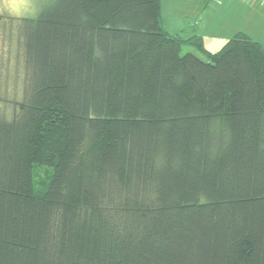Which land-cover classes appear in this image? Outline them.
<instances>
[{
  "label": "trees",
  "instance_id": "trees-1",
  "mask_svg": "<svg viewBox=\"0 0 264 264\" xmlns=\"http://www.w3.org/2000/svg\"><path fill=\"white\" fill-rule=\"evenodd\" d=\"M32 1L8 18L0 264H264V45L208 52L161 0Z\"/></svg>",
  "mask_w": 264,
  "mask_h": 264
},
{
  "label": "rangeland",
  "instance_id": "rangeland-1",
  "mask_svg": "<svg viewBox=\"0 0 264 264\" xmlns=\"http://www.w3.org/2000/svg\"><path fill=\"white\" fill-rule=\"evenodd\" d=\"M228 1L222 4L215 0L212 3L214 5H210L212 10L207 11V15H212L211 18L214 22V28H218L220 31L224 30L227 36L232 37L235 35L234 32L231 31V29H236L234 27L235 24L240 29L244 28L245 24L252 27L255 16L261 14L264 17V10L262 13H257L247 7H245V9H242L241 7H230L232 5V1L231 3H228ZM35 13V5L32 0H0V15L6 17L0 19V81L1 78L7 79V81H4L7 83V92L5 90L2 91L0 97H6L8 100H11L15 95L19 96L22 87V75H20L21 70H18L19 82H16L15 80V71H17V69L14 70L15 65H17V31L15 28L9 33L8 29L10 28V20L8 21V18L31 17L34 16ZM197 18V20L192 22V25H195L196 23L200 24L202 22V17H200V15ZM3 28L7 30V32L4 33ZM248 31L251 33L250 36H252L254 40H258V42L264 44V30L262 31L260 28L257 30L256 27H254L253 29L250 28ZM9 50L10 52L8 53ZM188 52L196 53V50L192 47H184L182 54H186ZM17 57H22V55L18 53ZM10 104L11 103H6L0 99V111L9 113L11 110Z\"/></svg>",
  "mask_w": 264,
  "mask_h": 264
},
{
  "label": "crops",
  "instance_id": "crops-1",
  "mask_svg": "<svg viewBox=\"0 0 264 264\" xmlns=\"http://www.w3.org/2000/svg\"><path fill=\"white\" fill-rule=\"evenodd\" d=\"M213 1L215 0H161V20L164 29L173 36H183L185 38L198 36L202 38L205 49L208 52L216 53L220 51L233 36H227L224 30L220 31L218 28H214V22L211 18L212 15H207V11L212 10L210 5ZM217 1L224 4L228 0ZM231 1L232 5L230 7H241L242 9L247 7L257 13H262L264 10V0ZM231 1H228V3H231ZM213 5L214 4H212V6ZM199 15L202 17V22L192 25V22L197 20ZM234 27L236 29H231V31H233L235 35L237 32H242L250 36L251 33L248 31L250 28L253 29L256 27L257 30H259V28L262 31L264 30V17L261 14L255 16L252 27L246 24L242 29L238 28L236 24Z\"/></svg>",
  "mask_w": 264,
  "mask_h": 264
}]
</instances>
